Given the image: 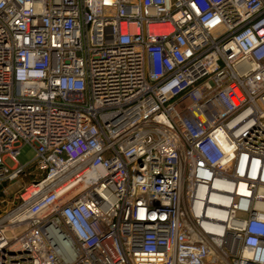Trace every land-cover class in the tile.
<instances>
[{
    "label": "built area",
    "instance_id": "built-area-1",
    "mask_svg": "<svg viewBox=\"0 0 264 264\" xmlns=\"http://www.w3.org/2000/svg\"><path fill=\"white\" fill-rule=\"evenodd\" d=\"M20 176L0 264H264V0H0Z\"/></svg>",
    "mask_w": 264,
    "mask_h": 264
},
{
    "label": "rangeland",
    "instance_id": "rangeland-1",
    "mask_svg": "<svg viewBox=\"0 0 264 264\" xmlns=\"http://www.w3.org/2000/svg\"><path fill=\"white\" fill-rule=\"evenodd\" d=\"M35 156V152L34 150L28 146V145H23L20 149V155L18 157V163L21 166H26L28 164L31 163V161L33 160ZM8 166H12L13 163L8 161L7 162ZM34 163H32L27 169L26 171H31L33 172V174L37 175L38 172L37 170L34 169ZM31 177V178H29ZM38 178V177H36ZM34 178V176H20L18 177L16 180H14L13 182L7 184V190H6V195H4L5 197V202L2 203V205L0 206V211H3L5 209H8L11 207V201H13L14 197H17L19 192L21 191V189L24 186H27Z\"/></svg>",
    "mask_w": 264,
    "mask_h": 264
},
{
    "label": "trees",
    "instance_id": "trees-1",
    "mask_svg": "<svg viewBox=\"0 0 264 264\" xmlns=\"http://www.w3.org/2000/svg\"><path fill=\"white\" fill-rule=\"evenodd\" d=\"M29 178H31V177H29Z\"/></svg>",
    "mask_w": 264,
    "mask_h": 264
}]
</instances>
